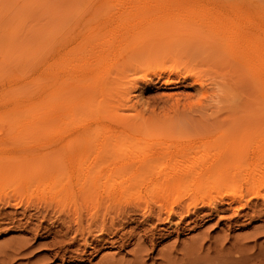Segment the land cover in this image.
Returning a JSON list of instances; mask_svg holds the SVG:
<instances>
[{"label": "rangeland", "instance_id": "1", "mask_svg": "<svg viewBox=\"0 0 264 264\" xmlns=\"http://www.w3.org/2000/svg\"><path fill=\"white\" fill-rule=\"evenodd\" d=\"M257 1L264 5L261 0ZM202 5L207 6L206 3ZM117 12L110 7V3L102 0H0V94L23 83H10L9 78L23 71L24 67L31 66L29 56H33L40 46L36 50L34 47L38 41H44V37L49 36L53 37L55 46L51 60H55L59 52L67 51L69 60L80 53L87 54L84 60H78V64L81 63L79 66L83 61H86L83 66H90L89 71L83 73L88 88L92 87L91 93L84 94V108L94 109L102 100L110 116L120 115L123 119L126 116L133 121L131 125L152 119H158L164 125V121L167 124V119L172 117L179 120L183 134L156 130L157 122L156 127L153 125L155 128L152 126L156 131L136 126L138 129L127 136L122 135L120 128L113 124L103 126L106 124L101 123L98 127L92 123L74 131L67 130L61 121L42 125L23 124L18 122L20 114L6 110L5 105L0 103V158L56 160L73 156L83 160L103 151L110 154L120 147H131L135 153L155 154L159 162L167 153L178 158L190 151L192 153L203 144L210 154H216L217 149L225 147L234 150L247 147L251 150L264 144V134L258 135L257 128L225 134L224 127H213L215 130L210 129V134L204 132L198 135L192 128V122L196 128L197 121L205 120L211 112H204L207 115L199 112V98L191 79H166L164 74L156 77L152 72V61L131 59L127 52L116 59L113 55L100 59L96 57L102 48L100 40L119 33L124 29L122 25L125 22L139 24L138 31L143 32V36L133 35L130 43L145 40L149 27H159L163 28L161 35L167 40V45L171 43L169 46H172V42L180 43L191 34H199L195 15L184 17V13L175 16L171 12L150 11L147 16L138 15V21L134 16L123 18L119 15L121 12ZM174 46L178 47V43ZM174 46L172 51L176 49ZM74 47L81 49L78 51ZM27 51L30 55L24 53ZM25 54L29 55L28 59ZM26 59L29 60L28 65ZM52 72L58 74L57 69ZM164 78L171 83L166 84ZM73 93L71 85L68 94L72 97ZM21 101H26V98H21ZM186 107H191L192 111ZM86 110L78 117L83 119L89 113ZM77 113L72 111V114ZM176 115H180V119L178 116L174 118ZM160 121L158 124H162ZM182 121L184 124H181ZM198 150L200 156L203 150ZM176 154L179 155L176 157ZM170 160L173 159L166 160V165L171 166ZM152 171L144 169L134 174L145 175ZM62 172L60 170L43 178L31 177L30 171L5 177L0 175V200L11 197L21 202L18 208H2L0 212V264H264V201L253 199L251 185L241 186L242 207L222 198L224 192L233 190L234 185L220 189L222 196L218 200L214 199L216 190L213 188L200 189L201 194L199 191L197 196H193L198 185L185 184L176 189L175 196L168 197V193L155 192L152 186L146 184L132 186L109 201L81 196L77 190L72 193L61 191L59 187L67 188V182L70 181V185L79 182L75 181L74 169L72 180L65 179L67 184L63 185L66 174ZM164 198L167 206L163 204ZM177 201L181 206L175 204ZM45 203L51 208L48 215L40 216L38 211ZM193 203L196 207L191 208L187 216L181 213L166 219L168 208L178 213ZM203 203H213V206L209 208ZM159 204L166 209H158ZM138 207L139 212L136 211ZM79 217L81 224L77 225ZM94 220L95 224L91 225ZM101 228L102 232L105 231L97 232Z\"/></svg>", "mask_w": 264, "mask_h": 264}, {"label": "bare ground", "instance_id": "2", "mask_svg": "<svg viewBox=\"0 0 264 264\" xmlns=\"http://www.w3.org/2000/svg\"><path fill=\"white\" fill-rule=\"evenodd\" d=\"M102 1L110 3V7L116 12H121L119 15L123 18L134 16L138 21H140L137 17L138 15L147 16L150 11L154 13L167 12V14L171 12L175 16H181L179 14L184 13V17L187 14H189L188 17H190V14H192L191 16L195 15L198 25L196 22L195 24L198 26L199 34L192 32L194 34H191L186 40L181 39L183 41L180 43L175 42L178 43V47H175V43L172 42V46L176 48L173 51L172 46H169L171 43L167 45V40H164L161 35L163 28L159 29V27H149L150 29H147L148 32H145L148 33L145 40L130 43L133 35L142 34L143 32L138 31L139 24L125 22L122 25L124 29L120 30L119 33L115 32L112 36L100 40L101 42L99 43L102 48L100 54L96 57L100 59L113 55L116 59L127 52L131 59L143 58L152 61L154 63L152 72H154L153 75L156 77L164 74L166 79H171V77L182 78L183 80L191 79V83L194 85L195 92L199 98L198 102L196 101L197 108L201 110L199 112L201 114L211 112L210 116H206V119L204 118L205 120L199 119L197 121L198 125H195L196 128H194V121L192 122V128L200 136L204 132L206 134L211 132L210 129L213 127H217V129L218 127H224L226 129V131L224 130L225 134L253 128L259 129V132L257 131L258 135L264 134V10H262L264 5L262 3L260 4L257 0ZM261 2L264 1L261 0ZM204 3L207 4L206 7L202 5ZM200 32H202L201 35ZM44 38V41L40 40L41 43L38 41L36 47H34L36 50L38 45L40 46L36 50L37 52L34 51L33 56H29V49L24 52L29 54L24 55L27 59L31 57L29 58L31 66L24 67L23 71H18L17 75L9 78L10 83L19 81L23 83L16 88L4 90L0 94V103L5 105V109L18 113V115L20 114L21 120H18V122L42 125L43 123L61 121L62 125L69 131L89 127L92 123L98 127H100L101 123L106 124L103 126L113 124L119 127L120 133L125 136L136 131L138 129L136 126L152 128L154 131L158 129L167 133L180 134L182 132L183 127L179 125V120L172 117L167 119L168 125L165 123L166 121H164L163 125L162 121L158 119H152L154 124L152 120H150L151 123L149 124L148 122L150 121L143 120L131 125L130 123L133 121L128 120L126 116L124 119L120 115L110 116L102 100L94 109L84 108V94L91 93L92 87L88 88L83 73L89 71L90 66L88 64H85L87 65L86 67L85 65L83 66L86 61H83L82 66H79L81 63L78 64V60L79 62L84 60L83 58L87 54L83 55L80 53L72 60H69V55L65 50L66 52L63 53L57 52L58 57L54 58L56 61L51 60L50 57L55 48L51 39L53 37L49 38L47 36ZM60 38L62 39L61 36ZM66 46L67 44H65ZM168 47H171L170 51ZM80 49L78 47L75 48L78 51ZM27 59L25 63L29 61ZM169 62L172 63L171 67ZM165 64H167V67ZM168 66L169 69H166ZM55 69L58 70V74L52 72ZM41 74H47V76L43 77ZM165 82L168 84L167 82H170V80ZM71 85L74 89L72 97L68 94V88H71ZM21 98H26V101H21ZM191 106L192 108L194 107V105ZM189 108L187 109L189 110ZM83 110L89 113H86L87 115L81 119L78 115L83 113ZM72 111H78V113L72 114ZM177 111L179 112V110ZM195 112L197 113V111ZM206 113L204 115H207ZM177 116L174 118H177ZM130 118L133 120L132 117ZM185 118L187 117L185 116ZM171 119L172 123L170 122ZM159 121L162 124H158ZM197 122L195 121V123ZM189 127L191 129V126ZM254 132L256 135V131ZM204 146L205 144L199 146L198 149L202 151ZM245 148L247 147L234 150V148L225 147L222 150L217 149L216 154H210L208 148L205 147L207 151L205 149L203 151L206 154L208 152V155L212 156L205 155L203 151L201 152L202 156H199L198 154L200 153H197L198 149L192 151V153L190 151L186 155L184 154L186 157L176 154L178 158H173L174 155L172 153V156H168L170 153H167L165 157L168 156V158L163 157L159 162L155 154L143 151L135 153L131 147H120L110 154L103 151L83 160H78L73 156L56 160L3 157L0 158V175L5 177L15 173L20 174L30 171L31 177L43 178L61 170L67 177H64V180L62 179L64 181L63 185H65V179H68L67 181L72 180L71 173L76 169V177L74 178L76 182H79L75 183V185H70L69 181L67 182L68 184L66 183L67 188L66 186L59 187L61 191L66 190L68 193H72L77 190L81 196L95 197L99 200L107 199L109 201L128 191L132 186L138 187L146 184L152 186V189L156 190L155 192L168 193V197L175 196L176 189L185 184L188 186L198 185V188L192 194L193 196H197L199 191L201 194L200 189L213 188V190H216L215 200L220 199L222 196L220 189L234 185L233 190L230 193L224 192L225 195L222 198L230 204L233 202L237 205L241 204L240 201L243 197L241 186L245 184L246 186L251 185V194L254 200L264 201V144H260L257 147L254 146L251 150ZM170 157L173 159L170 160V162L172 161L171 166L166 165V160L169 162ZM48 163L50 164L48 165ZM144 169H152L153 171L145 175L134 174ZM213 176L215 177L214 180L209 181ZM165 200L166 198H164V202ZM181 200L182 198L179 199V201ZM179 201L175 202V204L181 206ZM20 203L11 197H5L0 200V205L2 206L0 212L2 208H18ZM195 203L183 207L181 212L178 211L179 214L172 208H168L166 219L169 220L173 215L184 214L187 216L190 209L196 207ZM163 204L165 206L167 203ZM203 204L209 208L213 206V203ZM164 206L159 204L158 209L165 210ZM42 208H40L41 210L39 209L38 212L41 213L38 214L45 216L46 213L48 215L51 205L46 204ZM138 210H140L139 207L136 211ZM140 212H142V209ZM22 214L25 215L26 212L23 211ZM142 214L145 215L146 212ZM158 214L160 216L159 211ZM124 215L127 217V211ZM159 216L157 215L158 220ZM76 224H81V217L78 218ZM94 224L95 220L92 221L91 225ZM99 231L102 232V228L97 232Z\"/></svg>", "mask_w": 264, "mask_h": 264}]
</instances>
